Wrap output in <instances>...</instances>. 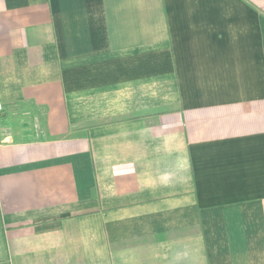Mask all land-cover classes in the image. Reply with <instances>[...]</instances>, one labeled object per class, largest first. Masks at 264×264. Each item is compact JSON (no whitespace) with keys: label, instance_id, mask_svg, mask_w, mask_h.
<instances>
[{"label":"crops","instance_id":"crops-1","mask_svg":"<svg viewBox=\"0 0 264 264\" xmlns=\"http://www.w3.org/2000/svg\"><path fill=\"white\" fill-rule=\"evenodd\" d=\"M0 264H264V0H0Z\"/></svg>","mask_w":264,"mask_h":264},{"label":"built area","instance_id":"built-area-1","mask_svg":"<svg viewBox=\"0 0 264 264\" xmlns=\"http://www.w3.org/2000/svg\"><path fill=\"white\" fill-rule=\"evenodd\" d=\"M3 111H4L3 103L0 100V116L3 113ZM3 144H4L3 133H2V129L0 127V146H3Z\"/></svg>","mask_w":264,"mask_h":264}]
</instances>
